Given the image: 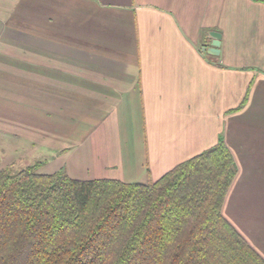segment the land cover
<instances>
[{
    "label": "crops",
    "instance_id": "1",
    "mask_svg": "<svg viewBox=\"0 0 264 264\" xmlns=\"http://www.w3.org/2000/svg\"><path fill=\"white\" fill-rule=\"evenodd\" d=\"M7 141L41 174L142 185L223 142L222 215L264 259V0H0Z\"/></svg>",
    "mask_w": 264,
    "mask_h": 264
},
{
    "label": "trees",
    "instance_id": "2",
    "mask_svg": "<svg viewBox=\"0 0 264 264\" xmlns=\"http://www.w3.org/2000/svg\"><path fill=\"white\" fill-rule=\"evenodd\" d=\"M236 172L223 142L149 185L0 168V264H264L222 215Z\"/></svg>",
    "mask_w": 264,
    "mask_h": 264
},
{
    "label": "rangeland",
    "instance_id": "3",
    "mask_svg": "<svg viewBox=\"0 0 264 264\" xmlns=\"http://www.w3.org/2000/svg\"><path fill=\"white\" fill-rule=\"evenodd\" d=\"M6 150L4 148H0V168L8 169L12 172L19 171L25 168V157L29 156L26 147H20L17 143L13 141H7L5 144ZM29 158L33 159V156L30 155ZM39 172V171H38ZM232 185V184H231ZM230 189V188H229Z\"/></svg>",
    "mask_w": 264,
    "mask_h": 264
},
{
    "label": "water",
    "instance_id": "4",
    "mask_svg": "<svg viewBox=\"0 0 264 264\" xmlns=\"http://www.w3.org/2000/svg\"><path fill=\"white\" fill-rule=\"evenodd\" d=\"M211 35V37L213 38V50L212 51H214V53H216V52H218V47H219V45H220V34H218V33H211L210 34Z\"/></svg>",
    "mask_w": 264,
    "mask_h": 264
}]
</instances>
